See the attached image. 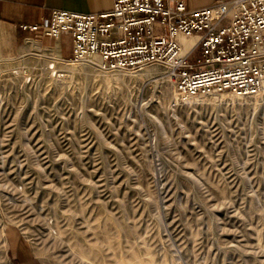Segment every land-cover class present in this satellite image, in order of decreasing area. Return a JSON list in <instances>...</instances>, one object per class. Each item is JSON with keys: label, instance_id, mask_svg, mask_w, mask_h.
Segmentation results:
<instances>
[{"label": "rangeland", "instance_id": "obj_1", "mask_svg": "<svg viewBox=\"0 0 264 264\" xmlns=\"http://www.w3.org/2000/svg\"><path fill=\"white\" fill-rule=\"evenodd\" d=\"M42 37L0 54V264H264V90L189 96Z\"/></svg>", "mask_w": 264, "mask_h": 264}, {"label": "built area", "instance_id": "obj_2", "mask_svg": "<svg viewBox=\"0 0 264 264\" xmlns=\"http://www.w3.org/2000/svg\"><path fill=\"white\" fill-rule=\"evenodd\" d=\"M51 15L22 28L55 40L69 35L77 62L97 57L110 72L162 65L189 96L249 97L264 89V0H219L203 8L186 0H114L108 12ZM182 37L197 42L184 52Z\"/></svg>", "mask_w": 264, "mask_h": 264}, {"label": "crops", "instance_id": "obj_3", "mask_svg": "<svg viewBox=\"0 0 264 264\" xmlns=\"http://www.w3.org/2000/svg\"><path fill=\"white\" fill-rule=\"evenodd\" d=\"M195 8H203L219 0H186ZM114 0H0V54L12 55L27 36L43 39L41 33L24 30L22 25H41L55 9L79 13L111 11ZM18 264H38L29 254L19 256Z\"/></svg>", "mask_w": 264, "mask_h": 264}, {"label": "bare ground", "instance_id": "obj_4", "mask_svg": "<svg viewBox=\"0 0 264 264\" xmlns=\"http://www.w3.org/2000/svg\"><path fill=\"white\" fill-rule=\"evenodd\" d=\"M182 39V38H181ZM196 37H195V39L194 38H183V43H184V45H185V49H184V52H187L188 50H189V48L192 46V45H194L197 41H196ZM86 61H88L90 64H98V65H100V63H101V60H100V58H97V57H94V58H91V59H89V60H86ZM85 61V62H86ZM264 90V89H263ZM187 95V94H186ZM233 96H235V95H233ZM237 96V95H236ZM238 97H241V96H238ZM220 99V98H219Z\"/></svg>", "mask_w": 264, "mask_h": 264}]
</instances>
